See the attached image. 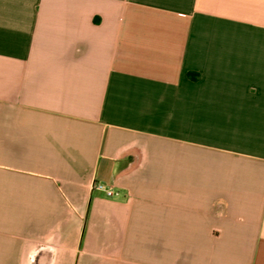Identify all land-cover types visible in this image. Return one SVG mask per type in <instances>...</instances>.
<instances>
[{"label":"crops","instance_id":"crops-1","mask_svg":"<svg viewBox=\"0 0 264 264\" xmlns=\"http://www.w3.org/2000/svg\"><path fill=\"white\" fill-rule=\"evenodd\" d=\"M0 264H264V0H0Z\"/></svg>","mask_w":264,"mask_h":264},{"label":"built area","instance_id":"built-area-1","mask_svg":"<svg viewBox=\"0 0 264 264\" xmlns=\"http://www.w3.org/2000/svg\"><path fill=\"white\" fill-rule=\"evenodd\" d=\"M92 189L104 192L108 198H117V197L121 196L120 191L115 190L113 187L107 185L104 182H96L95 181L92 184Z\"/></svg>","mask_w":264,"mask_h":264}]
</instances>
